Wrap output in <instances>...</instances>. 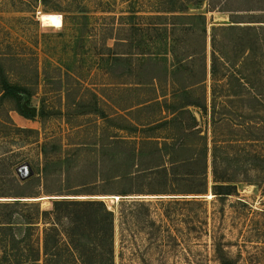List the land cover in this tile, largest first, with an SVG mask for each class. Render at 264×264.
<instances>
[{
    "label": "rangeland",
    "instance_id": "374dc122",
    "mask_svg": "<svg viewBox=\"0 0 264 264\" xmlns=\"http://www.w3.org/2000/svg\"><path fill=\"white\" fill-rule=\"evenodd\" d=\"M182 1L0 0V76L28 87L25 107L36 109L22 116L0 88V160L11 171L32 167L21 194L46 198L42 208L51 197H104L116 216L115 264H264V0L192 1L188 14L205 16V32L195 20H157L153 12ZM136 11L143 18H125ZM48 13L62 14V30L42 28L39 14ZM231 21L258 30L241 37L257 41L242 66L241 34L215 33L228 87L210 91L207 75L202 86L173 91L174 62L162 55L194 53L174 80L195 81L210 68L211 27ZM136 53H152L153 68ZM188 100L200 108L171 115ZM143 137L182 145L196 166L157 170L156 148L137 145ZM213 173L235 186L232 196L214 195Z\"/></svg>",
    "mask_w": 264,
    "mask_h": 264
},
{
    "label": "trees",
    "instance_id": "16d2710c",
    "mask_svg": "<svg viewBox=\"0 0 264 264\" xmlns=\"http://www.w3.org/2000/svg\"><path fill=\"white\" fill-rule=\"evenodd\" d=\"M158 1L169 5L173 4V0ZM192 1L194 0L182 1L179 7H162L153 13L159 14L155 15L157 20L198 21L201 24L202 30L205 32V16L201 14H188L190 9L188 6L189 4L192 6L199 4V1H195L196 3L194 4L191 3ZM129 13L130 15L125 18H143L137 15L138 11ZM121 18L124 17L121 16ZM237 23L243 22L231 21L211 27L210 45L212 52L210 57V68L207 70L205 66L201 71L200 77L195 81L181 84L174 80L175 76L181 71L185 59L191 58L195 55L194 53L189 56H179L174 47H171L162 55L165 57L170 55L174 62V69L170 73L171 85L173 86L171 89L173 91H188L193 87L202 86L207 80V75L210 76V91H218V89L228 87L226 73L229 60L227 56L218 49L215 33L217 31H233L241 34L237 42V46L239 47L237 66L246 65L247 57L254 52L253 46L257 44V41L254 40L250 41L247 45L241 37L244 35H251L252 38H256L257 33L255 31L258 29L254 26H240L237 25ZM172 24L173 23H157L155 25L153 24V26H155L153 28H159V26H175ZM182 26V28H185L186 25L182 24ZM121 28H124L123 25H121ZM133 28H138V25H134ZM183 30L184 29H180V31ZM132 55L148 56L149 59L145 62L142 61L143 63H141V66H147V68L150 67V69L153 68L151 65L152 60L150 59L153 56L152 53L144 55L136 53ZM115 56V58H119V61H122L126 54L119 53L115 54ZM218 67H222V72L218 70ZM0 77L2 97L4 96L15 100L20 104V114L26 118H30L23 109V105H26L29 99V93L27 92L29 91L28 87L13 85L7 81L3 75ZM151 80L155 81L156 77L152 76ZM234 80L241 86L242 78L234 77ZM135 84H137L135 86H140V83ZM125 85L128 84H122L121 86ZM250 86L251 89H253V85L251 84ZM189 107L200 108L197 103L188 100L183 106L174 109L171 115H174L176 112H183L185 109L188 110L187 108ZM192 119L195 118L192 117ZM165 122V124H168L169 121ZM132 128L134 129L133 132L137 129L136 126ZM129 144L135 145V143ZM137 145L140 150L146 146L156 148V155L161 162L157 170L166 171V168L163 167L164 163H167L173 171L196 166V160L194 158L181 157L184 147L180 144H175V142L167 143L164 141L158 143L157 139L153 137H143L138 141ZM204 166H206V159H204ZM29 168L31 174L21 179L17 175L18 168L11 171L9 165L5 163V160H0V171H2L0 173V264H115V213L108 210L106 205L97 199H55L50 200V207L42 208L41 204L38 203L39 201L32 200L38 199L39 197L36 195L23 197L25 195L21 194L23 189L22 184L35 180L34 170L30 166ZM203 172L202 176L205 177V170ZM171 175L173 177L178 176L176 173H171ZM213 178L215 183L213 186V192L215 191L214 195L220 196L219 198L232 196V190H235V186L232 185L230 181L219 179L215 173H213ZM9 189L18 191L15 193V197H7L10 196L6 193V190ZM121 196L126 195L121 194ZM4 198H28L30 201H12ZM221 264L232 263L222 258Z\"/></svg>",
    "mask_w": 264,
    "mask_h": 264
},
{
    "label": "clouds",
    "instance_id": "9594fccd",
    "mask_svg": "<svg viewBox=\"0 0 264 264\" xmlns=\"http://www.w3.org/2000/svg\"><path fill=\"white\" fill-rule=\"evenodd\" d=\"M45 21H50L52 25H55V30L60 31L62 30L63 25V16L60 13H48L44 14ZM42 28L46 27L45 23H42Z\"/></svg>",
    "mask_w": 264,
    "mask_h": 264
},
{
    "label": "water",
    "instance_id": "95a60500",
    "mask_svg": "<svg viewBox=\"0 0 264 264\" xmlns=\"http://www.w3.org/2000/svg\"><path fill=\"white\" fill-rule=\"evenodd\" d=\"M23 109H24V111L27 113V114H29L30 116H32V117H34L35 115H36V109L35 108H31V109H27L26 107H25V105H23ZM26 169H27V171H28V175L29 174H31V170H30V168H29V166L28 165H23ZM23 166H21V167H23ZM27 175V176H28ZM26 176V177H27ZM26 177H23V179L24 178H26ZM47 199H50V200H55V199H80V198H75V197H51V198H47ZM92 199H95V198H92ZM97 200L99 199V198H96ZM42 200H44V199H42ZM37 201H41V200H37Z\"/></svg>",
    "mask_w": 264,
    "mask_h": 264
},
{
    "label": "bare ground",
    "instance_id": "6f19581e",
    "mask_svg": "<svg viewBox=\"0 0 264 264\" xmlns=\"http://www.w3.org/2000/svg\"><path fill=\"white\" fill-rule=\"evenodd\" d=\"M39 21L42 23L46 24V27H51V28H55V25H52L50 23V21H45L44 19V14H39ZM63 26V25H62ZM42 199H46V198H38V199H32L33 201H37V200H42ZM99 199H104V197H99Z\"/></svg>",
    "mask_w": 264,
    "mask_h": 264
},
{
    "label": "built area",
    "instance_id": "2783aa9c",
    "mask_svg": "<svg viewBox=\"0 0 264 264\" xmlns=\"http://www.w3.org/2000/svg\"><path fill=\"white\" fill-rule=\"evenodd\" d=\"M17 175L19 176V178L23 179V177H26L28 175V171L24 166L23 167L20 166L17 169Z\"/></svg>",
    "mask_w": 264,
    "mask_h": 264
}]
</instances>
